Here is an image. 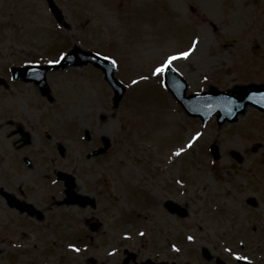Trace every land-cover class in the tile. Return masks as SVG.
<instances>
[{
  "label": "rangeland",
  "instance_id": "1",
  "mask_svg": "<svg viewBox=\"0 0 264 264\" xmlns=\"http://www.w3.org/2000/svg\"><path fill=\"white\" fill-rule=\"evenodd\" d=\"M52 1L64 25L53 17L48 0H0V113L45 119L53 131L54 161L49 170L53 181L45 176L44 163L37 173L24 166L23 184L32 189L33 198L44 204L53 194V206L43 208L38 223L11 216L12 222L29 225L10 224L3 230L2 235L16 240L7 237L0 243V264H117L113 255L121 252L113 248L137 250L136 241L144 236L148 241L150 232L165 221L166 234L174 236L191 234L195 222L210 216L217 236L224 227L250 222L246 199L264 208V112L248 106L237 122L219 126L214 117L203 125L165 89V75L155 76L152 70L199 38L189 58L173 65L186 81L188 94L211 86L226 91L264 84V0ZM74 46L117 60L115 76L126 88L118 107L114 91L92 65L48 74L52 89L44 98L32 93V84L10 79L12 67L48 65ZM134 79L139 84H132ZM34 124L21 117L17 125L26 131ZM197 132L203 135L188 149ZM101 137L110 141L111 149L103 157L89 158ZM214 146L219 151L216 160ZM181 147L184 153L176 156ZM58 171L75 176L76 193L95 200V209L56 204L66 197ZM167 200L189 210L181 228L177 221L183 220L162 211ZM125 215H134L127 217L136 220L133 226H125ZM87 220L98 222L97 232L94 240L83 241L89 246L79 254L70 245L78 234L93 237ZM121 232H129L124 241ZM244 235L240 229L234 244L226 247L239 250L242 243L237 239ZM130 238L135 244L125 242Z\"/></svg>",
  "mask_w": 264,
  "mask_h": 264
},
{
  "label": "flooded vegetation",
  "instance_id": "2",
  "mask_svg": "<svg viewBox=\"0 0 264 264\" xmlns=\"http://www.w3.org/2000/svg\"><path fill=\"white\" fill-rule=\"evenodd\" d=\"M32 84V92L34 95H41L39 88L34 83ZM52 89V88H51ZM53 97V96H52ZM34 99H40L39 96H35ZM46 99V98H45ZM53 102V101H52ZM51 102V103H52ZM53 104V103H52ZM4 108H0L2 110ZM16 113H18L16 111ZM20 113L15 114L9 112L0 113V243L8 241L9 234H3V230H6V226L10 225L13 227L23 226L25 224L29 225L36 220L42 221L43 208L48 206L51 208L53 206V194H49V198L44 200V204H40V201L34 199L32 196V189L23 184V176L21 173L24 171V166L28 170L35 171L37 173V168L39 163H44L46 169L44 170L45 176L49 179L48 181H53V176L50 177L49 170H53V131L47 126V122L40 121L39 116L30 115V113ZM37 115V114H36ZM23 117V120L35 122L34 126L30 130H24L25 127H18L19 119ZM89 137V136H88ZM103 137H101L102 140ZM102 142V141H101ZM39 147V148H38ZM36 148L35 150H33ZM89 154V153H88ZM87 154V155H88ZM103 157V156H102ZM12 164V168L9 166ZM35 169V170H33ZM12 170V171H10ZM16 176H20L15 178ZM48 183V182H47ZM50 188L53 186L52 183H48ZM76 190V188H74ZM64 199V198H63ZM250 198L246 199V211L253 216L252 219L243 220L242 224L238 226L231 227L230 225L224 227L217 236V227L215 226L213 216L209 219H204L200 224L197 222L189 228L191 234L180 236L168 235L166 234V224L168 221L163 222L160 226H157V222L152 221L154 227L157 228L156 231H151V235L148 241H143L141 237L140 241H136L137 250H129L127 246L121 251L120 246L113 248L118 249V253L121 252L118 259L112 261V263L117 264H264V208L261 203H257L254 200V204H250ZM70 201L73 197L69 198ZM260 202V200H258ZM58 205V204H57ZM62 206V205H58ZM76 206V205H66ZM162 211L167 215H172L173 218H180L177 221L179 227L180 223L184 222L189 216V210L184 205H166L165 203L161 206ZM263 211V212H262ZM259 214V215H258ZM17 220L20 218L27 219L28 221H16L12 222V217ZM127 217H134V215H125L121 219ZM120 219V220H121ZM128 220V219H127ZM11 221V223H9ZM136 220H128L127 225L133 226ZM38 223V222H37ZM85 223L91 233H96L95 227L98 225L97 221L87 220ZM216 223V222H215ZM251 223V224H250ZM35 224V223H33ZM245 225V230L243 226ZM251 228V230H249ZM244 230V237L237 239L238 243H242L241 248L235 247L237 251H229L230 247H226L227 244L232 243L234 240V235L238 231ZM188 232V233H189ZM129 232H121L120 240H123V236L127 235ZM136 234L132 233V236ZM184 235V236H181ZM194 236L195 240L187 241L188 236ZM11 235L9 238L11 240H16ZM56 239L58 237L54 236ZM74 241L71 242L75 247L81 249L79 254H82V249L89 245L88 243H83L90 237V240H94V235L91 237L89 233L78 234L74 236ZM169 237L174 238L175 241H171ZM68 238V237H62ZM147 238V237H146ZM134 238H130L125 241L128 244H135L133 242ZM161 240V243L159 242ZM235 241V240H234ZM55 243V242H54ZM90 244V243H89ZM175 244L177 248L180 249L177 252L172 245ZM120 245V244H119ZM227 250V251H226ZM236 255H246L249 257L248 261L237 260ZM94 260L97 261V258Z\"/></svg>",
  "mask_w": 264,
  "mask_h": 264
},
{
  "label": "water",
  "instance_id": "3",
  "mask_svg": "<svg viewBox=\"0 0 264 264\" xmlns=\"http://www.w3.org/2000/svg\"><path fill=\"white\" fill-rule=\"evenodd\" d=\"M51 11L57 22L64 25V18L59 8L52 0H48ZM71 58L58 65H49L44 67H24L13 68L12 75L14 80L35 81L42 93L48 90L46 75L48 72L55 70H65L72 66H85L92 64L95 68L102 70L105 75V81L111 85L115 92V106L118 107L126 91L122 83L115 78V66L104 57L97 56L95 53L84 51L75 46ZM166 87L172 93L174 98L179 102L184 111L191 117H199L203 124H206L212 117L217 116V123L223 125L226 121L229 123L236 122L239 115H243L248 106H252L259 111L264 112V84H250L244 86L240 91H221L211 87L209 91L197 94L187 95V83L180 75L173 70L167 72ZM108 149V142L105 141V149H102L94 155L103 154ZM214 159L219 158L217 146L212 148ZM60 178L65 180L67 192L71 195L74 189V182L71 176L61 173ZM74 203L82 205L87 204L85 201L76 200Z\"/></svg>",
  "mask_w": 264,
  "mask_h": 264
},
{
  "label": "snow or ice",
  "instance_id": "4",
  "mask_svg": "<svg viewBox=\"0 0 264 264\" xmlns=\"http://www.w3.org/2000/svg\"><path fill=\"white\" fill-rule=\"evenodd\" d=\"M200 43L199 38L195 39L192 43V46L190 49L185 50V51H174L172 54L168 55L158 66H155L152 70V74L155 76H163L165 75L167 72L171 71V70H175V71H179L178 68H173L174 62L178 61V60H187L189 58V56L191 55L192 52H194L196 50V46ZM97 56L101 55L100 53H96ZM72 53L69 52H62L60 53L59 57L55 60H49L48 63L51 65H58L63 63L64 61H66L67 59L71 58ZM105 59L109 60L111 62L112 65H117V60L114 59L111 56H107L105 57ZM141 79L143 80H147L148 77H141ZM204 79H207V77H204ZM139 80H132V84L136 85L139 84ZM203 135V133L201 132H197L195 134L194 137H192V139L187 143V148L190 149L192 148L193 144L196 142V140H198L201 136ZM185 148L181 147L179 148L176 152L175 155L176 156H180L182 153H184ZM179 183H183L182 181H179ZM144 233H141V235H143ZM187 239L189 241H193L195 240L194 236H188ZM70 247L73 248V250L77 253H79L81 251L80 248L75 247L74 245H70ZM172 247L179 252L180 249L176 247L175 244L172 245ZM229 251H231L229 249ZM114 254V253H113ZM236 259L237 260H243V261H248L249 257L246 255H236Z\"/></svg>",
  "mask_w": 264,
  "mask_h": 264
}]
</instances>
